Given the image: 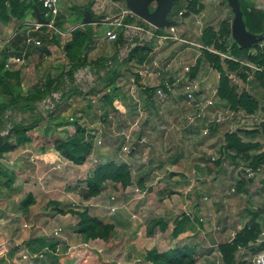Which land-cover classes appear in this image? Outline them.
<instances>
[{
  "label": "rangeland",
  "instance_id": "rangeland-1",
  "mask_svg": "<svg viewBox=\"0 0 264 264\" xmlns=\"http://www.w3.org/2000/svg\"><path fill=\"white\" fill-rule=\"evenodd\" d=\"M212 1L218 2L219 0ZM223 2L224 0L219 1L216 8L220 9L221 12L231 11L227 4L223 7L220 6V3ZM187 3L188 0H178L168 18L176 22L177 25L181 24L185 31L191 28V34L194 35V39H191L195 41L207 27L211 26L212 22H207L211 21L207 17L204 18L205 22L201 19H198L197 22L195 20V25H192L193 23L190 21L188 23L182 22V19L186 17L180 16L179 12L187 10ZM123 5L127 8L126 0ZM69 29L71 30L72 27ZM162 34L173 36V33L167 28L161 29L159 35ZM42 37L44 36L42 35ZM45 37L48 38L49 35ZM64 40L62 39V41ZM153 42V46L154 44L157 45L158 37H155ZM164 42L177 43L172 37ZM63 45L64 43L48 57L28 61L23 59L19 63L20 68L17 70L19 72L18 87L25 91H32L33 89L45 91L50 81L60 83L63 79V85L59 90L64 95L71 84H69L68 78L62 76L70 69V62ZM113 49L119 51V47L116 45L113 46ZM95 59L97 58L95 57ZM135 67L130 66V69ZM190 68L193 69L191 66ZM259 69L262 70L261 67ZM127 73L132 74V72L127 71L125 72L126 75L124 74L123 78L119 80L122 89L118 98L119 103L116 105L120 108L114 104L116 111L108 110L101 101L106 91H93L101 75L97 77L94 73L93 77L80 80L81 76L78 72L73 84L78 92L68 97H62L60 104L53 113L46 114V116L42 114L44 120L38 123L34 122V114L40 113L38 109L34 114L7 112L6 117H12L17 122L26 120L28 121L27 125L34 124L35 128L29 132L31 142L0 155V169L5 171V173L0 172L2 181L0 185V264H149L147 261L149 250L147 249L152 244L148 242V238L152 236H156L157 239L155 241H157L156 246L158 248L155 250L160 252L167 249L165 236L158 235V231H156L159 228V223H156L157 219H148V221L145 219L149 211L161 212L162 196L166 195L168 190L161 193L163 187L161 180H155L154 185H151L144 178L148 177L155 169L161 172L162 168L158 166H155L156 168L153 170L150 168L152 166L151 154H147L146 146L148 144L145 145L144 141L149 142L151 133L143 127L149 120L147 117H151L153 123L156 124L160 117H170L173 112L169 114L168 108L164 107L165 112L156 115L154 107L145 104L144 101L139 103L137 100L142 98V95L136 82L132 83L129 78L130 74L127 75ZM185 107L189 108L186 109L189 114L198 112L195 110V106L191 105V102L187 103ZM222 107V117H236L233 121L230 120V127L226 126L230 122H222V125L226 126L224 130H241L245 133V130L241 129V127H245V123L247 127L255 126V122L253 124L243 122V117H246L245 110H231L223 104ZM174 111L176 113L173 117L181 116V110L178 107H174ZM239 112H243V114L241 115ZM106 114L113 117L111 121H115V125L109 126L107 124V120L110 118L107 117L106 120L104 118ZM57 117H63L67 120L73 117L82 123L86 129V139L92 143V152L83 165L69 161L56 149L57 142H66L70 137L76 135L74 126L61 127L58 130V127L54 126V120ZM257 117L263 116L257 115ZM188 121L190 123L189 119ZM199 121L201 120H196L193 125H198ZM104 126L110 128L109 135L104 133ZM154 126H156L157 131H160L162 124ZM10 129L11 125H8L7 130L2 132L7 133ZM140 133H143L142 137L145 139L141 137L139 140ZM201 133L204 137H208L211 132L208 127H205L202 128ZM98 140H102V144H98ZM138 140L142 143L138 144ZM14 141L11 138L9 142L16 146ZM125 146L132 149L139 148L137 152L134 151L135 154L132 156L133 151L125 152ZM214 158L217 160L219 155H215ZM110 161L119 165L127 163L130 166L133 178L132 185L124 188L120 184L108 181L105 189L98 197L85 200L80 192L86 187V180L93 175L100 164ZM235 165L237 164L233 165L234 169L237 170L238 167ZM160 172L158 171V173ZM8 180L11 182L7 187L5 183ZM173 185V183L170 184L169 188L175 189ZM209 192L206 193L208 196L211 195ZM180 195L178 194V196ZM29 196L33 197V201L31 199V206L27 210L23 204L30 198ZM110 197H114L112 204H110ZM89 201L92 202L88 203ZM113 207L117 208L116 212L122 208H124L123 211L126 210L127 214L120 212L123 215L122 221H118L116 212H113ZM83 211L92 213V216L97 213L103 222L114 225V231L108 241L85 239L79 230L78 213ZM180 224L182 226L184 223L181 222ZM56 231L58 232L57 235L55 234ZM215 232L222 234L217 228H215ZM38 239H44L48 243L43 241L42 246L38 247ZM51 240H57V243ZM219 241L224 242L223 239ZM86 243H89L90 248L85 245ZM54 246H56V250H54ZM70 246L77 248H73L72 252L67 254ZM81 246L90 249L91 255L90 252L81 254L83 253L79 251ZM30 248L35 250L38 248L40 251L34 256L29 253ZM247 260L252 262L253 258L250 257Z\"/></svg>",
  "mask_w": 264,
  "mask_h": 264
},
{
  "label": "crops",
  "instance_id": "crops-1",
  "mask_svg": "<svg viewBox=\"0 0 264 264\" xmlns=\"http://www.w3.org/2000/svg\"><path fill=\"white\" fill-rule=\"evenodd\" d=\"M124 1L60 0L59 20L63 22L62 28L65 35H50L45 41L41 37L42 35L46 36L43 32L45 29L43 28L42 32H38L34 28L37 23L36 8L42 13L39 0H21V2L26 3L31 8L26 13H22V16L13 17L10 13L11 9L8 10L6 15H0V63L3 59H5V65L9 61H14L9 71L17 72L20 68L19 63L23 59L28 61L52 55V52L59 48L62 43H64V47L72 39V29L77 26L83 27L81 24L85 18L86 10L91 12L94 21L91 24L93 41L87 59L90 62L100 58L113 59L117 53L113 49L116 44L107 40L106 33L111 29L110 22L128 10L123 5ZM219 1L222 2V0ZM245 1L249 6L251 5L258 10L264 11V0ZM218 2L200 0L201 5L198 14L192 13L189 16H185L188 10L180 11L179 15L183 18L186 17L182 19V22L188 23L190 21L193 23L192 25H195V20L197 22L198 19H201L205 22L204 18L207 17L211 19V21L207 22H212L211 26L216 30H218L223 21L233 23L234 16L232 11L221 12L220 9L216 8ZM5 3V6L10 7L9 1ZM224 5L226 4L220 3L222 7ZM69 27H72V29L70 30ZM174 28L175 34L182 41L171 43L172 41L164 42L158 40V44H154L149 58L144 64L133 63L134 67H136L131 69L140 76L139 80H136L134 75L127 73V75L130 74L131 82H136L137 88L142 95V98L137 100L139 103L144 101L145 104L154 107L156 115L165 112L164 107L168 108L169 114L173 112L170 117H160L159 122H156V124L153 123L151 117H147L149 120L143 127L151 133L149 142L147 140L144 141L145 145L148 144L146 146L147 154H151L152 166L150 168L152 170L156 168L155 166L162 168L161 172L155 169L148 177L144 178L151 185H154L155 180H161V185L163 186L161 193L168 190L166 195L162 196L161 212L153 213L149 211L145 219L148 221V219L156 218L162 221L156 231H158V235L165 236L167 249L160 252L183 248L193 252L196 264H223L218 248V245L221 244L220 239H223L224 242L231 241L237 232L251 224V222L259 224L261 231L264 232V165L252 178H248V175L242 172V168H251L249 166L250 162L229 158L228 155L232 153L225 149L226 135L237 133L245 142H259L261 144V148L258 151H252V154L264 153V133L262 128L264 124V88L260 81L256 79L255 74L257 71L252 67L255 65H251L249 62L246 63L250 65L252 71L248 74L247 82H245L237 76L236 72H228V66L223 63L224 71L228 74L232 83L236 84L239 94L248 93L259 104V110L255 114L246 112V117H243V122H250L251 124L255 122V126L247 127L245 123V127H241V129L245 130V133L241 130H224L226 126L230 127L231 121L236 117H222V104L229 109L230 105L227 100L219 97L221 72L205 57L201 41L203 33L194 41L191 28L185 31L181 24H176ZM54 37L60 41L59 45L54 42ZM29 38L40 40L42 44L37 46L34 42L29 43ZM62 39L65 40L62 41ZM43 46H46V51H42L43 48H40ZM261 49H264V47L252 48L251 54L255 55ZM209 50L217 53L223 60L225 58L232 59V57L228 56L229 53ZM16 58L21 59V61L17 63L15 61ZM154 60L160 63V68H153V71L160 73V75H149V73L145 72L146 66L150 65ZM241 63L245 65V62ZM185 66H191L196 69L195 76L190 79L198 86V91L192 101H189L185 94L186 79L183 78ZM190 76H192V73ZM157 87L163 88L166 93L164 98L156 96L155 91H153L152 97L148 96V89H157ZM121 89L122 87L120 91ZM208 100H213L214 105L205 106ZM190 102L198 112L203 106L207 107L204 111L205 116L200 119L201 121H199L198 125H193L188 121L189 115H194L186 111L189 108L185 106ZM118 103L119 100L117 99L114 103L115 106ZM116 107L120 108L119 106ZM174 107H178L181 110L180 117H173L176 113ZM239 113L243 114V112ZM257 115H262L263 117H257ZM154 118L156 120V117ZM63 119L65 118L57 117L54 120V126L57 128V123ZM111 120H107V124L109 126L115 125V121ZM224 121L230 123L223 126L222 122ZM153 124H162L160 131H157L155 129L156 126ZM67 127L69 128V126L63 128ZM205 127H208L211 132L208 137H204L201 133L202 128ZM60 129L58 128V130ZM103 129L106 135L110 134V128L104 126ZM251 131L256 132L251 133ZM142 134H139V140ZM138 148H133L132 156L138 151ZM213 155H219V158L213 160ZM234 164H237L235 165L238 167L237 170L234 169ZM240 181L245 183L243 191L237 190V185ZM172 183L175 189L169 188ZM208 192L211 194L210 196L206 194ZM178 194L181 195L178 196ZM91 202L89 201L88 203ZM112 203L113 201L110 197V204ZM123 210L124 208L119 212L117 211L119 215L116 212L118 221L123 220L121 211L127 214L126 210ZM256 212H260V214L255 215ZM94 216L102 219L98 217L97 213ZM181 222L184 223L182 226ZM215 228L222 234L216 233ZM153 240H157L156 236L148 238V242L152 244L147 249L149 251L158 248L156 246L157 241L154 243ZM43 241L44 239H38V246H42ZM51 241L57 243V240ZM44 242L48 243V241ZM85 245L90 248L89 243ZM73 248L77 247L70 246L67 254H70ZM79 251L84 254L90 252V249L81 246ZM258 252L253 253L252 251L243 250L238 254V258L241 256L246 259L254 258ZM148 263L152 264L151 262Z\"/></svg>",
  "mask_w": 264,
  "mask_h": 264
},
{
  "label": "trees",
  "instance_id": "trees-1",
  "mask_svg": "<svg viewBox=\"0 0 264 264\" xmlns=\"http://www.w3.org/2000/svg\"><path fill=\"white\" fill-rule=\"evenodd\" d=\"M6 1L10 2V7L5 6ZM240 4L248 31L256 35L264 34V11L258 10L251 5L249 6L245 0H240ZM200 5V0H188V12L185 13V16H189L192 13L198 14L200 11ZM9 9H11L10 13L12 16L17 17L19 15L22 16V13H26L31 8L26 3L21 2V0H0V15H6ZM135 20L136 17L130 15L125 19V22H132ZM139 23L144 24L142 20H139ZM56 25L61 31H63V22L60 21L59 18ZM160 32L161 30H159V33ZM43 36L44 37H41L45 41L49 38H46L45 35ZM92 37L93 33L91 25L83 27L77 26L72 31V39L64 46L66 56L70 62V69L62 74V76L68 78L71 86L68 91L64 93L63 97H68L71 94L78 92V89L73 84L75 83V73L79 69L91 67L96 68L99 72L106 69L109 61H113L115 64L114 67L106 70L105 75L99 77V81L93 88V91H106L101 101H103L108 110L116 111L114 102L119 98L121 88L119 80L123 78L127 71L132 72L136 80H139L140 76L137 73H133L130 66H134L133 63L140 65L144 64L149 58L153 45L151 43L134 47L129 53V57L122 62L118 60L117 53L113 59L100 58L90 62L87 59V55L91 49L93 41ZM53 40L56 44H60V41H58L56 37H54ZM201 41L205 57L221 72V82L218 91L219 97L223 100H227L232 110L243 109L248 114H255L259 110L258 102L248 93L239 94L236 84L232 83L230 77L224 71L223 63L227 64L228 72H236L237 76L245 82H247L248 74L252 71V68L250 65L246 64V62L259 68L261 67L262 70L257 71L255 76L264 88V49L259 50L256 55H253L251 54V49L240 47L233 39L232 23L229 21H223L218 30L212 26L207 27L203 32ZM115 44L117 47L125 44L122 32L120 33L119 40ZM261 44H264V42ZM259 47L260 46L257 48ZM40 48H43L42 51L47 50L46 46ZM209 49L218 51L219 53H229V55H227L232 57V59L225 58V60H223L221 56L217 53L211 52ZM241 62H245V65ZM195 71V68L191 70V77L195 76ZM18 84L19 72L6 70L5 59H3L0 63V131L7 130L8 125H11V129L9 130V139L5 147L0 151V155L11 152L18 146L31 142L29 132L35 128L34 124L27 125L28 121L26 120L17 122L13 120L12 117H6L7 112H11L12 114L16 112H28L34 114L37 103L50 96L54 90L60 89L61 85H63V79L60 83L50 81L45 91L42 89L25 91L18 87ZM153 91L156 92V88L148 89L147 93L149 97L153 96ZM80 95H82V93H80ZM34 115L35 123L44 120L42 115ZM107 117L109 119L108 114L104 116L106 120ZM71 118L72 119L67 120L65 118L61 120L57 123V127L74 126L76 129V135L70 137L66 142H57L56 149L69 161L77 165H83L86 162L88 155L92 152V143L86 139V129L82 124L76 121L75 118ZM262 128L264 133V124L262 125ZM253 132L256 131H251V133ZM11 138L15 140L14 142L16 146L9 142ZM260 148L261 144L259 142H245L237 133H229L226 135L225 149L233 154L229 153V158L233 160L243 159L250 162L249 166L251 168L248 169H252L254 175L255 173H258L264 165V153L252 154V151H258ZM0 172L5 173V171H2L1 169ZM242 172L248 175L247 168H242ZM86 181V187L81 190L80 195L85 200H90L94 197H98L102 193L108 181L120 184L124 188H127L132 185L133 178L130 166L127 163L119 165L114 161H110L108 163L100 164L94 171L93 175ZM1 182L0 179V185ZM10 182L11 181L8 180L5 183L7 187L10 185ZM244 186V181H240L237 185V190L243 191ZM29 197L30 198H28L23 204L27 207V210L30 208L33 201V197ZM257 214H260V212L255 213V215ZM78 216L79 230L80 233L85 236L86 240L102 239L108 241L111 238V234L115 228L113 224L103 222L101 219L92 216L88 211L78 213ZM161 222L162 221L160 220H156V223ZM262 232L259 224L251 222V224L237 232L235 238L231 242L221 243L218 247L223 264H253L243 256L238 258V254L243 250L255 253L263 249L264 244L259 243L258 245L257 243ZM175 235H177V233H175ZM55 247L56 246H54V250H56ZM38 251H40L38 248L37 250L29 249V253L34 256L37 255ZM192 253V251L183 248H176L162 253L153 249L148 252L147 261L152 264H196L194 254L192 255Z\"/></svg>",
  "mask_w": 264,
  "mask_h": 264
},
{
  "label": "built area",
  "instance_id": "built-area-1",
  "mask_svg": "<svg viewBox=\"0 0 264 264\" xmlns=\"http://www.w3.org/2000/svg\"><path fill=\"white\" fill-rule=\"evenodd\" d=\"M59 2L60 0H39V3L42 7V17L48 21L47 25L39 24L38 22L35 24L34 28L38 32H42V29L44 28L45 31H43L46 35H65L63 31H61L56 23L58 21L59 15H60V8H59ZM130 15H133L132 12L128 9L124 13H122L119 17L115 18L110 22L111 29H109L106 33V38L109 42L116 43L119 40L120 33H123L124 45H119V51L117 52V58L120 62L124 61L129 57V53L131 50L136 46H143L145 44H151L155 40V37H158L159 41H166L172 38L176 41H182L177 37L175 34V28H167L170 30L171 33H173V36H168L166 34L159 35V30L155 26L145 22L144 24L139 23V18L136 17L135 21L132 22H125V19L129 17ZM134 16V15H133ZM75 29V28H74ZM72 29L71 31H73ZM29 43H35L37 46L41 45L40 40H34L33 38L28 39ZM261 47H264V44L260 45ZM15 61L19 63L21 59L16 58ZM14 61H9L6 63L5 68L10 70L13 66ZM114 62L109 61L107 63V67L105 70L97 71L96 68L86 67L79 69L77 73L79 72V76H81L80 80L93 77L94 73L96 76H104L106 73V70L114 67ZM253 69L256 71L260 70L257 66H252ZM153 68H160V63L157 60L152 61V63L148 66H146V73H149V75H160V73H155L153 71ZM190 72L191 68L189 66H185L184 68V76L183 78L186 79V85H185V94L187 96V99L189 101L194 100L195 93L198 91V86L193 83V81L190 80ZM76 73V74H77ZM75 74V75H76ZM155 95L159 98H164L166 96V93L164 92L163 88L157 87ZM63 93L61 90L56 89L54 90L50 96L45 98L44 100L37 103L36 109L39 110L40 115L46 116V114L53 113L58 105L60 104V101L62 100ZM214 101L208 100L206 102L207 107L213 106ZM203 106L199 112L194 114L193 116H189V120L191 124H194L196 120L202 119L205 114L204 111L207 107ZM109 118L112 119L111 115H109ZM142 143V141H139V144ZM98 144H102V140H98ZM133 149L129 148L128 146L124 147V151L127 153H130ZM215 160V158H212ZM248 177H253L254 171L252 169H247ZM114 200V197L112 198ZM113 212H116L117 208L113 207ZM55 234L57 235L58 232L56 231ZM260 244H264V232L261 233V239L259 240ZM253 264H264V248L261 249L256 256L252 260Z\"/></svg>",
  "mask_w": 264,
  "mask_h": 264
},
{
  "label": "water",
  "instance_id": "water-1",
  "mask_svg": "<svg viewBox=\"0 0 264 264\" xmlns=\"http://www.w3.org/2000/svg\"><path fill=\"white\" fill-rule=\"evenodd\" d=\"M178 0H126L127 8L132 14L155 26L158 29L175 27L176 23L168 18ZM233 13L232 36L234 41L243 48L252 49L264 42V34L256 35L248 31L241 8L240 0H224ZM37 22L47 25L42 13L36 8ZM94 21L91 12L86 10L82 26L91 25ZM9 132L0 131V151L8 141Z\"/></svg>",
  "mask_w": 264,
  "mask_h": 264
}]
</instances>
